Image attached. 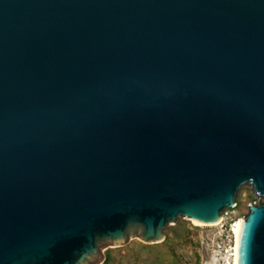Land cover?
<instances>
[{
  "label": "water",
  "instance_id": "obj_1",
  "mask_svg": "<svg viewBox=\"0 0 264 264\" xmlns=\"http://www.w3.org/2000/svg\"><path fill=\"white\" fill-rule=\"evenodd\" d=\"M245 187L264 264V0H0V264H99Z\"/></svg>",
  "mask_w": 264,
  "mask_h": 264
},
{
  "label": "rangeland",
  "instance_id": "obj_2",
  "mask_svg": "<svg viewBox=\"0 0 264 264\" xmlns=\"http://www.w3.org/2000/svg\"><path fill=\"white\" fill-rule=\"evenodd\" d=\"M255 199L253 191L245 187L237 196L235 207L223 212L225 220L220 226H196L192 220L178 217L165 227L163 241L145 244L134 237L122 245L105 247L101 249L99 264H227L232 246L231 225L247 214Z\"/></svg>",
  "mask_w": 264,
  "mask_h": 264
},
{
  "label": "bare ground",
  "instance_id": "obj_3",
  "mask_svg": "<svg viewBox=\"0 0 264 264\" xmlns=\"http://www.w3.org/2000/svg\"><path fill=\"white\" fill-rule=\"evenodd\" d=\"M224 220H225V218L222 216L218 222L214 223L215 225H213V226H220ZM242 220H243L242 218H239V219L235 220L231 225L232 246H231V249L229 250V253H228L229 261L227 262V264H237V241H238L240 224H241ZM193 224L196 226L200 225L196 221H193Z\"/></svg>",
  "mask_w": 264,
  "mask_h": 264
}]
</instances>
